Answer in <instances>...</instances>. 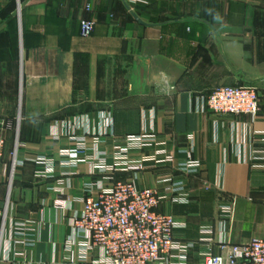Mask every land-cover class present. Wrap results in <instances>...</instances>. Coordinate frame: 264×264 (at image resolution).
<instances>
[{
	"label": "crops",
	"instance_id": "1",
	"mask_svg": "<svg viewBox=\"0 0 264 264\" xmlns=\"http://www.w3.org/2000/svg\"><path fill=\"white\" fill-rule=\"evenodd\" d=\"M20 1L18 15V0H0V111H9L3 97L16 96L19 79L24 86L12 152L0 168L7 210L0 264H69L72 216L92 184L116 181L166 197L159 210L184 223L176 236L194 243L188 264L222 254L223 242L264 240V111L219 118L207 107L217 87L264 92V0ZM83 19L96 22L88 38ZM144 133L157 135L159 146L129 159L163 150L172 163L116 172L110 182L94 174L99 155L112 165L115 146ZM78 147L81 162L63 165L61 153ZM189 151L202 164L196 175L180 170ZM43 158L55 162L52 174ZM175 181L185 182L186 202L173 201ZM232 203L223 221L221 209Z\"/></svg>",
	"mask_w": 264,
	"mask_h": 264
},
{
	"label": "built area",
	"instance_id": "2",
	"mask_svg": "<svg viewBox=\"0 0 264 264\" xmlns=\"http://www.w3.org/2000/svg\"><path fill=\"white\" fill-rule=\"evenodd\" d=\"M133 4H143L147 0H131ZM87 9H90L88 7ZM21 12V1L18 0V15ZM96 22L91 19L81 20V36L88 38L95 31ZM175 88L169 86V92ZM208 110L221 118L226 116H258L264 111V92L252 85H235L217 87L207 98ZM103 130L100 137L109 133ZM83 144H80V147ZM157 135L144 133L127 136L115 146L114 163L108 164L99 155L95 161L96 175L103 176V181H112L111 174L116 172L139 171L157 168L164 163H172L171 156L163 150L132 161L129 155L134 151L157 147ZM20 145L17 141L14 159ZM6 151V139L0 136V168ZM81 148L68 149L61 153L67 158L63 165L76 167L77 155ZM166 155V156H165ZM162 157L164 159H160ZM47 166V174L54 171L53 160L41 159ZM201 162L192 158V151L187 152V160L180 170L185 175H196L201 169ZM45 174L38 178L46 177ZM171 181V180H169ZM104 184V183H103ZM92 184L88 196L83 200L80 213H75L70 221L71 237L66 246L65 262L69 264H188L194 243L183 242L176 235L177 230L185 228L174 216L159 210L166 199L155 188H138L134 180L116 181L110 186ZM185 182L175 181L168 189L174 202H186ZM97 186L98 193L93 195ZM234 203L221 209L222 220L231 216ZM7 210L0 207V247L4 238ZM30 241L34 235H25ZM222 254L211 252L204 254L200 264H264V240L252 239L242 244H221Z\"/></svg>",
	"mask_w": 264,
	"mask_h": 264
},
{
	"label": "rangeland",
	"instance_id": "3",
	"mask_svg": "<svg viewBox=\"0 0 264 264\" xmlns=\"http://www.w3.org/2000/svg\"><path fill=\"white\" fill-rule=\"evenodd\" d=\"M21 80L19 79L17 82V90H16V96H6L3 97V108H6V110L9 111H0V136H3L6 141H7V147H6V152H7V159L9 157V154L12 152L13 148V143H14V137L15 134L17 133V128L18 122L20 121L19 117V108H20V98L21 96H24V86L21 87ZM23 99V98H22ZM2 108V109H3ZM10 108V109H8ZM11 110V111H10ZM19 118V121H18ZM11 121L13 122V130H9L8 128V122ZM22 124H24L21 121V126H20V131H22ZM11 176V174H9Z\"/></svg>",
	"mask_w": 264,
	"mask_h": 264
},
{
	"label": "water",
	"instance_id": "4",
	"mask_svg": "<svg viewBox=\"0 0 264 264\" xmlns=\"http://www.w3.org/2000/svg\"><path fill=\"white\" fill-rule=\"evenodd\" d=\"M126 6L129 12L131 13V15L135 18V20H137L141 24H144V22L139 19V17L135 14V12L128 6V4H126Z\"/></svg>",
	"mask_w": 264,
	"mask_h": 264
}]
</instances>
